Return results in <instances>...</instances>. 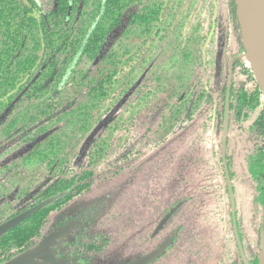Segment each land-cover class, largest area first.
I'll return each mask as SVG.
<instances>
[{
	"label": "trees",
	"instance_id": "1",
	"mask_svg": "<svg viewBox=\"0 0 264 264\" xmlns=\"http://www.w3.org/2000/svg\"><path fill=\"white\" fill-rule=\"evenodd\" d=\"M244 53L235 0H0V223L64 194L0 238V264L76 221L86 236L130 189L140 158L174 141L189 168L202 166L200 195L209 191L208 205L191 206L195 220L217 231L225 140L234 197L236 185L250 191L263 229L264 103ZM229 217L235 251L224 241L216 259L245 264ZM236 225L242 244L237 214ZM193 235L197 264L208 263L215 234L209 249ZM80 236L65 246L88 243Z\"/></svg>",
	"mask_w": 264,
	"mask_h": 264
},
{
	"label": "rangeland",
	"instance_id": "2",
	"mask_svg": "<svg viewBox=\"0 0 264 264\" xmlns=\"http://www.w3.org/2000/svg\"><path fill=\"white\" fill-rule=\"evenodd\" d=\"M256 8L258 7L256 6ZM262 18V15L258 16L255 22L256 25L262 23ZM245 60L246 58L244 56L243 61L245 62ZM247 64L248 63H246V65ZM213 140L215 141V139ZM175 144H177L176 141L169 145L151 162L148 159L149 155L140 158L136 166L140 164L141 169L135 173V180L130 189L107 216L98 220L99 224L97 228L100 231H103V233H112L111 236L115 239L117 237L120 238L115 241L116 246H126V248L122 250L124 257L139 254L138 252L142 248L139 250L135 247L139 244V238L137 237L138 232H140V239L142 233V238L147 240L148 234L155 226L158 217L160 218V216L163 215L162 213L165 212L174 201L181 199L184 194H188L192 196V198L173 216L172 220L163 228L159 236V239L162 240L165 236L168 237L177 233V235H175L176 241L174 246L155 264H197L196 261L199 259V256H197L196 259L195 255H193L196 246L193 241H190L194 233L198 234V238H204V243L212 241V237L215 234L218 243L214 246H223L222 243L224 241H226V246H232L227 243V240L232 241L229 223V211L231 212L232 210L231 198H229L228 202L226 193L223 192L227 183L222 173L217 171L216 186H222L221 188L223 190L221 193L224 210L222 213H217V215H213L212 217V223H218L217 231H215V228L212 227L209 220V223L208 221L195 220L196 213L191 210V206H201L203 208L204 205H208L210 201L208 200L206 203V195L209 191H204L200 195L199 189L201 187H199L197 183L198 179L201 177L197 174V169H201L202 166L189 168L188 163L190 164L192 162H183L181 159L183 149ZM178 180L181 182L179 183ZM185 181L188 183V186L184 184L180 185ZM104 186L105 185L94 188L93 192L100 190ZM181 187H184V189ZM201 198L202 202L199 201ZM234 200L237 221L242 236L241 254H243V258L247 260L254 252H259L260 246H258V238L260 239L263 230L261 229L262 220L260 208L252 201V194L250 191L238 185L235 186ZM204 201L205 204H203ZM73 230L74 229H71L70 233ZM117 231H121V233L123 231V234ZM127 236L128 238H126ZM207 243L206 248L209 249L208 246H213V244ZM116 246H112L109 250L112 257L117 255L115 253ZM143 248L144 251H146L145 249L147 247L144 246ZM225 249L223 252L224 255L222 256L223 262L228 261V255H226L227 251H225ZM218 253L219 247H217L208 263L201 262V264H222L216 259ZM203 255L206 257V253ZM191 260L193 261L191 262Z\"/></svg>",
	"mask_w": 264,
	"mask_h": 264
},
{
	"label": "water",
	"instance_id": "3",
	"mask_svg": "<svg viewBox=\"0 0 264 264\" xmlns=\"http://www.w3.org/2000/svg\"><path fill=\"white\" fill-rule=\"evenodd\" d=\"M235 2H236V16H237V0H235ZM237 20H238V23L240 26L241 41L243 44V28H242V25L240 24L238 16H237ZM243 48L245 50V53L242 56H240L239 58L243 60V57L245 56V58L247 60V57H250V53L245 49L244 44H243ZM246 60H245V62H246ZM230 65H231V62H230ZM248 67L251 69L253 76H254V79L256 80V82L258 83V85L261 88L262 98H263V103H264V88L259 83V81L256 79L254 71L252 70V68L250 66H248ZM229 86H230V82H229ZM227 104H228V92H227V98H226L224 139H225V136L227 133V125H228V117H227L228 105ZM221 158H222L223 169L225 172V178H226V182H227V186H228V191H229V195L231 198V208H232L231 213H232L233 233H234L236 242L238 244V247L241 251L242 247H241V242L239 239V235H238V231H237V225H236L235 202H234V198H233V191L231 188L229 175L227 172V166L225 163V140H223V144H222ZM62 195H64V194L61 193L56 197H61ZM56 197L49 198V199L37 204L36 206L31 207V208L27 209L26 211L16 215L15 217L9 219L8 221L0 224V238L4 234H6L10 230H12L14 227L20 225L22 222L29 219L34 213H36L40 209L44 208L45 206H48L50 203H52L56 199ZM183 203L184 202L181 201L168 210V212L164 215V217L158 223L157 227L155 228V230L153 232V235L157 234L164 227V225L168 222V220L172 217V215L178 210V208L183 205ZM71 229H72L71 226H67L64 228H58V229L50 230L47 234H45L42 237V239L38 242V244L36 246L19 253L18 255H16L15 257H13L12 259L8 260L7 262H5L3 264H71L70 262L65 261L63 259H60L56 256L57 247L61 246L63 242L69 241L71 239V238L66 239V237L69 236ZM170 244L171 243L169 241H167V242L163 243L161 246H159L158 248H156L155 250L151 251L150 253H148L144 256H141V257L134 258L133 260H131L127 264H152L154 261L159 259L166 252V250L168 249ZM241 253H242V251H241ZM241 255L243 258V254H241ZM243 261L245 262V264H247V261L245 258H243ZM258 264H264V227H263V230L261 232V237H260V251H259V263Z\"/></svg>",
	"mask_w": 264,
	"mask_h": 264
},
{
	"label": "flooded vegetation",
	"instance_id": "4",
	"mask_svg": "<svg viewBox=\"0 0 264 264\" xmlns=\"http://www.w3.org/2000/svg\"><path fill=\"white\" fill-rule=\"evenodd\" d=\"M226 186H227V184H226ZM229 198H230V195H229ZM233 198H234V194H233ZM181 201L184 202L183 205L178 208V210L172 215V217L168 220V222L164 225V227L167 226V224L172 220L173 216L176 213H178V211L183 206L186 205L187 199H178L174 205L169 207V209H170ZM234 202H235V200H234ZM168 210L163 212L162 213L163 215H161L160 218L158 217V220H157L155 226L153 227L152 231L148 234L147 240H144L142 238V233H141V239H140V232H138L137 237L139 238L138 239L139 244H138V246H135V247H137V249H139V250L141 248L142 249L138 252L139 254H137V255L135 254V255H132L130 257H126V256L124 257L122 250H124L126 248V246H116L115 241L120 239V238L117 237L115 239L114 237L111 236L112 233L111 234L107 233V232L103 233V231H100L97 228V225L99 224L98 221L96 223H94L92 226L87 228V231H86L87 235L86 236L83 235L84 233L83 234L80 233L83 229H82V227L80 228L79 221H76L73 224L67 225V226H71L72 229H74L69 234V236L66 237V239H69V238H71V239L69 241L63 242L61 246L57 247L56 256L60 259H63L65 261L70 262L71 264H127L128 262H130L134 258L144 256V255L150 253L151 251L155 250L159 246H161L163 243L169 241L171 243L170 246L168 247L166 252L159 259H157L156 261H154L152 263V264H155L173 248L174 243L176 241L175 235H177V233H175V232H173V233H175L174 235L172 234L168 237L165 236L163 238L164 240L159 239L161 231L163 230L164 227L157 234L153 235L155 228L157 227L160 220L164 217V215L168 212ZM20 213H22V212H20ZM20 213H18V214H20ZM18 214H16V215H18ZM16 215L12 216L11 218L15 217ZM231 215H232V213H231ZM235 216H236V207H235ZM11 218H9V219H11ZM8 220H6V221H8ZM6 221H4V222H6ZM4 222H2V223H4ZM2 223H0V224H2ZM67 226H65V227H67ZM232 229H233V226H232ZM117 232L120 234H123V231H122V233H121V231H117ZM78 235H81L80 237H78V239H82V241H84V242L89 240L88 243H86L85 245H82L83 243L82 244L77 243L76 244L77 246H65L66 244L73 242L74 236H78ZM126 238H128V236ZM142 240H144V241H142ZM80 245H82V246H80ZM112 246H116L115 253L117 254L116 256H113V257L111 255V252H109V250ZM144 246L147 247L145 249L146 251H144V248H143ZM241 246H242V244H241ZM220 247L221 246H219V248ZM225 247L226 246H223V248H225ZM231 249L233 250V252H232V254H233L235 251L234 246H232ZM12 258H10V259H12ZM201 260L204 261V258ZM7 261H5V262H7Z\"/></svg>",
	"mask_w": 264,
	"mask_h": 264
},
{
	"label": "bare ground",
	"instance_id": "5",
	"mask_svg": "<svg viewBox=\"0 0 264 264\" xmlns=\"http://www.w3.org/2000/svg\"><path fill=\"white\" fill-rule=\"evenodd\" d=\"M259 15L263 21L256 25ZM237 16L243 28L244 47L250 53L246 61L264 88V0H237Z\"/></svg>",
	"mask_w": 264,
	"mask_h": 264
}]
</instances>
